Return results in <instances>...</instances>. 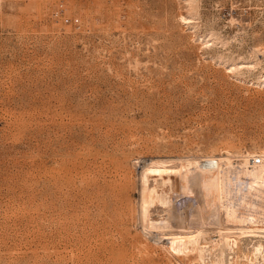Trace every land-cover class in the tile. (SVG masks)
<instances>
[{
	"label": "rangeland",
	"instance_id": "1",
	"mask_svg": "<svg viewBox=\"0 0 264 264\" xmlns=\"http://www.w3.org/2000/svg\"><path fill=\"white\" fill-rule=\"evenodd\" d=\"M263 79L264 0H0V264H194L142 168L263 149Z\"/></svg>",
	"mask_w": 264,
	"mask_h": 264
},
{
	"label": "bare ground",
	"instance_id": "2",
	"mask_svg": "<svg viewBox=\"0 0 264 264\" xmlns=\"http://www.w3.org/2000/svg\"><path fill=\"white\" fill-rule=\"evenodd\" d=\"M183 19L191 21L192 16ZM214 37H206V44ZM175 157L151 160L142 168L139 215L145 231L166 239L171 254L177 253L171 241L181 240L177 249L194 254V264H238L243 257L251 261V256L264 261V148L238 153L228 149L202 159ZM256 157L262 162L253 163ZM212 220L220 237L209 235Z\"/></svg>",
	"mask_w": 264,
	"mask_h": 264
},
{
	"label": "built area",
	"instance_id": "3",
	"mask_svg": "<svg viewBox=\"0 0 264 264\" xmlns=\"http://www.w3.org/2000/svg\"><path fill=\"white\" fill-rule=\"evenodd\" d=\"M231 5H232V4H231ZM239 8H240V7H238V6H236V5H232V6L230 7L231 10H237V9H239ZM221 9H229V8H228V7H224V6H222ZM252 162H253V163H260V162H262V158H261V157L252 158Z\"/></svg>",
	"mask_w": 264,
	"mask_h": 264
}]
</instances>
